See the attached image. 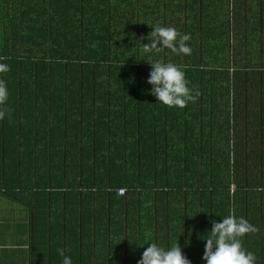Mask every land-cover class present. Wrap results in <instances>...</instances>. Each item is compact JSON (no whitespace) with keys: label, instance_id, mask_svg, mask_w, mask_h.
Instances as JSON below:
<instances>
[{"label":"crops","instance_id":"1","mask_svg":"<svg viewBox=\"0 0 264 264\" xmlns=\"http://www.w3.org/2000/svg\"><path fill=\"white\" fill-rule=\"evenodd\" d=\"M155 26L174 27L178 33L188 35L190 39L185 43L191 48L190 54H174L169 49L145 51L142 44L148 43L146 38ZM232 30L243 36L241 49L238 56L233 54L234 58L231 55L228 61H222L221 49L226 43L218 38ZM28 35L58 36L56 44L45 41L44 49L53 46L56 55L72 50L77 57L90 61L82 80L86 90L72 92L71 102L65 107V113L69 108L67 114L73 117L69 122L72 134L67 140L70 147L119 146L120 152L127 146L137 147V118L156 115L159 124L168 117L171 135L183 131L184 126L197 134L196 140L203 143L205 152L218 148L222 144L217 134L232 126L227 102L232 91L227 85L231 88L233 74L243 70L246 74L238 104L240 117H246L247 122H238L246 128L248 139L258 127L264 128V60L251 58L256 48L264 45V0H0V61L4 60L3 53L9 57L17 52L25 54L27 48L21 37ZM249 35L254 40H248ZM64 37L77 40L64 42ZM237 57L244 62L240 66L236 65ZM148 61L178 66L196 99L183 109L159 104L147 83L151 71ZM114 62L119 68H111ZM251 71L256 74L249 75ZM41 98L57 101L53 100L52 109H47V100H40L42 112L63 114V106L58 104L60 94ZM189 118L195 119V128L188 125ZM42 130L45 136L47 127ZM78 130L81 139L76 135ZM39 142L42 147L64 143L57 137L49 145L47 138ZM63 162L61 155L41 157L33 175L27 161L23 184L12 194L0 182V264H62L61 252L73 264H105L108 258L114 264H138L148 243L161 242L158 246L166 250L179 244L186 257L188 241L198 249L200 240L189 220L188 205L180 203L175 195L164 197L160 193L146 198L142 194L138 202L137 196L129 192L125 201L117 196L110 204L106 195L97 194L92 186L86 189L80 185L77 157ZM121 162L115 160L114 168ZM98 164L99 173L107 172L105 156ZM88 172L93 176L91 170ZM177 204L185 217L180 213L176 217ZM169 205L174 215L161 222L158 218L168 216L165 207ZM147 218L151 221L143 222ZM144 224H149L146 229ZM108 251L118 255L107 257ZM191 257L201 261L199 252Z\"/></svg>","mask_w":264,"mask_h":264},{"label":"trees","instance_id":"2","mask_svg":"<svg viewBox=\"0 0 264 264\" xmlns=\"http://www.w3.org/2000/svg\"><path fill=\"white\" fill-rule=\"evenodd\" d=\"M21 38H24L23 46L27 48L24 51L26 53L22 55L20 52L12 53L10 57L3 53L4 60L0 61L9 68L7 72L0 73V81L4 82L7 92L6 100L0 103V182L7 193L12 194L15 188H21L27 161L31 164L34 175L41 157L61 155L64 159L63 164H66L68 157H77L79 162L75 163L78 165L80 185L86 189L92 186L97 194L106 195V201L110 204H113L119 196L118 190L122 188L127 191L126 195L121 196V200L124 201L130 192L131 195L137 196L139 202L145 190H149V196L153 197L160 193L165 195L164 197L175 195L174 198L188 205V208L193 198L199 201L201 211L199 213L196 210L197 216L192 221V225L197 228L198 234L195 233L198 235V241L200 240L199 247L197 249L191 241H188L187 256L199 252L201 261L187 257L190 264H205L202 259L205 242L200 237L211 230V220L220 221L229 213H234L238 218L245 217L254 226L256 231L247 234L241 243L247 251L254 253L255 264H264L263 127H258L249 139H245L248 143H253L254 148L251 154L246 156L245 162L240 157L239 172H234L233 176L229 174L226 181L222 180V169L216 162V159L223 158V155L219 156V148L214 147L205 152L203 143L196 140L199 139L197 134L184 126L183 131L171 135L167 126L168 117H164L160 124V118L156 115L138 117L136 121L140 132L137 138L138 145L127 146L122 152L119 149L122 147L119 146L87 149L78 144L70 147L67 140L72 134L69 122L73 117L67 114L69 108L65 113V107L71 102L69 97L72 92L86 90L82 80L86 78V66L90 61L77 57L72 50H64L62 54L58 52L56 55L53 46L44 49L45 41L56 44L60 38L58 36L28 35ZM74 38L64 37V42L77 40V37ZM16 48L14 46L15 51ZM112 64L111 68L113 66L119 68L116 62ZM108 74L112 77L111 69ZM54 93L60 94L58 104L63 106L62 115H54L46 110L42 112L43 104L39 102L40 100L45 102L47 99L40 97L46 94L48 98ZM53 100L55 99L48 98L47 109H52ZM44 108L46 109L45 105ZM240 118L242 122H247L244 120L246 117ZM189 120L191 121H188V125L195 128L193 122L195 119L189 118ZM57 124L60 128L57 127L58 129L55 130ZM44 126L47 127L45 136L42 130ZM8 127L11 128L8 130ZM12 127H14L13 133L10 132ZM76 135L81 139L80 130ZM54 137L64 143H60L59 147L39 145V141L44 138H47L48 145L52 144ZM172 148L176 151L175 155L171 154ZM102 155L107 161V172L103 174L98 172V162ZM11 157L13 161L9 160ZM118 159H122L121 166L114 168L113 164ZM252 159H256L254 166L250 165L254 164ZM226 167H228L227 171L232 169L230 161ZM255 167L259 169L255 171ZM88 169L93 176H89ZM132 175L133 180H129ZM234 183L236 186L232 192L231 186ZM203 206L206 207V213L203 214L204 218H201ZM189 222L187 221V226ZM114 263L115 261L109 258L105 261V264Z\"/></svg>","mask_w":264,"mask_h":264},{"label":"clouds","instance_id":"3","mask_svg":"<svg viewBox=\"0 0 264 264\" xmlns=\"http://www.w3.org/2000/svg\"><path fill=\"white\" fill-rule=\"evenodd\" d=\"M147 44H142L145 51L160 52L169 49L174 54H190L191 48L186 45L190 39L182 35L174 27H152L150 35L146 38ZM159 45V46H158ZM149 62V61H148ZM151 71L147 83L151 85L150 94L159 104L169 108L183 109L196 96L188 87L184 72L172 63L160 61L149 62ZM9 70L7 64L0 63V73ZM198 96V93H196ZM7 98L4 82L0 81V103ZM212 228L200 238L205 242V264H255L256 257L253 252L247 251L241 241L256 229L243 217H236L229 213L220 221L211 220ZM138 264H190L178 245L167 250L156 243H148ZM62 264H73L69 256H64Z\"/></svg>","mask_w":264,"mask_h":264},{"label":"rangeland","instance_id":"4","mask_svg":"<svg viewBox=\"0 0 264 264\" xmlns=\"http://www.w3.org/2000/svg\"><path fill=\"white\" fill-rule=\"evenodd\" d=\"M244 37H245V39L247 38V36L245 34H244ZM242 38H243V36L239 37L236 34V32L233 31V30L227 36L218 38V40H220V39L224 40V43H226V47L224 46L221 49V52L223 53L222 54V58H221L222 61H224V60L228 61L229 58L231 57V55L234 58L233 54H236L238 56V54L240 52V49H241L240 42H241ZM250 38H251V41L254 40L252 35H249L248 40ZM224 43H221V45H223ZM244 51H245V49H244ZM241 52H242V50H241ZM244 54H245V52H244ZM255 56H256L257 60H260V59L264 60V45L261 46L260 49L256 48V50L252 53L251 58H254ZM240 58L239 57L236 58L237 59L236 65L240 66V65H242L244 63V62L240 63ZM251 61L252 60L249 61V63H250L249 65L250 66L253 65ZM75 66L78 69L77 65H75ZM245 74H246V72L244 70L241 71L240 73L233 74L232 80H230V82L232 83L231 84V88H230V84L227 85L229 90L232 91L231 92L232 96H230V94H229V97L227 98V102L230 104V110H231V115H232L231 116L232 126L231 127L229 126L227 128L226 132L220 133V136H219V133L217 134V137H218L219 141L222 144V146L218 145L219 156L222 157V155H223V158L216 159V162L218 163V167H220L222 169L221 173L223 175L222 176V180L223 181H226V178L229 177V174L231 176H233L234 172L235 173H236V171H237V173L239 172L238 169L240 168V165H239L240 157L243 160V162H245L246 161V156L249 155L251 150L254 148L253 143H248L245 140L247 138V136H248L246 128L243 126L245 130L241 132L243 127L238 122V120H241L240 119L241 106L239 107V104H238L239 103V101H238L239 94L238 93H240L241 90H242V84H243L242 78H244ZM254 74H256V73H254L252 71L249 73V75H254ZM222 110H224V108ZM236 114L238 115L237 118L235 116ZM224 118H225V116L223 115V119ZM231 129H232V132H229ZM234 133H235V135H234ZM242 137H244V138L242 139ZM241 147H243V148H241ZM175 153H176V151L172 148L171 149V154L175 155ZM229 161H230L232 169H229V171H227L228 167H226V166L229 164ZM234 161H235V163H234ZM233 163H234V165H233ZM252 163H254V164H250V165L254 166L256 164V160L252 159ZM258 169L259 168H257V167L254 168L255 171L258 170ZM234 184L231 186V191L232 192L234 191V188L236 186V184L235 185ZM145 191L146 192H144L143 196H145L146 198L147 197L148 198L152 197V196H149V194H148L149 190H145ZM143 204H145V203H143ZM158 204L160 205L161 202H159ZM173 204H175V203H173ZM189 204H191V205H189L190 206L189 207L190 210L188 211L189 220L193 221V220H195V218L197 216L196 210H198L199 213L201 211V208H199V205L201 206V204H200L199 201H197L194 198L191 200V202ZM169 207H170V205L168 207H165L167 209L168 216L167 217L166 216H160L158 218L161 222L164 221V220L165 221L168 220V217H170V218L173 217L174 214H172V212L169 211L170 210V209H168ZM179 208H181V207H180V205L177 204L176 217L179 218V216H181V215H182V217H184V212L183 213L179 212L178 211ZM182 210H183V208H182ZM202 210L203 211L201 213V218H204L203 214L206 213V207L203 206ZM146 213H147V211H146ZM179 213L181 215H179ZM244 219H245V217H244ZM148 221H151V219L147 218V219L143 220V222H148ZM148 225L149 224H144V228L146 229L148 227ZM158 231L160 232V234L163 232L161 227L158 229ZM134 239H135V237H132L130 239L132 243H134ZM158 244L161 245V242H158ZM109 252L110 251L107 252V257L109 256V254L110 255L112 254L114 257L116 255H118V254H115L114 252H112V253H109Z\"/></svg>","mask_w":264,"mask_h":264},{"label":"built area","instance_id":"5","mask_svg":"<svg viewBox=\"0 0 264 264\" xmlns=\"http://www.w3.org/2000/svg\"><path fill=\"white\" fill-rule=\"evenodd\" d=\"M126 193H127V191H126L125 188H122V189H119V190H118V195H119V196L126 195Z\"/></svg>","mask_w":264,"mask_h":264}]
</instances>
